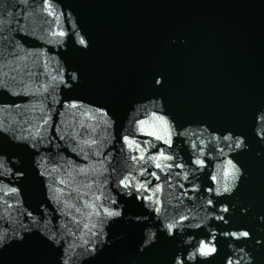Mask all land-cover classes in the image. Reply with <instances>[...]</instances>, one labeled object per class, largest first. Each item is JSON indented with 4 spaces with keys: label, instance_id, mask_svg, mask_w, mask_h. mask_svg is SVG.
Wrapping results in <instances>:
<instances>
[{
    "label": "water",
    "instance_id": "95a60500",
    "mask_svg": "<svg viewBox=\"0 0 264 264\" xmlns=\"http://www.w3.org/2000/svg\"><path fill=\"white\" fill-rule=\"evenodd\" d=\"M261 108L264 0H0V264H264Z\"/></svg>",
    "mask_w": 264,
    "mask_h": 264
},
{
    "label": "clouds",
    "instance_id": "9594fccd",
    "mask_svg": "<svg viewBox=\"0 0 264 264\" xmlns=\"http://www.w3.org/2000/svg\"><path fill=\"white\" fill-rule=\"evenodd\" d=\"M156 103L158 104L160 110L163 111L164 110V103H163L162 98L160 100H158ZM257 120L261 121V123L258 125L255 122V124L252 127V133L254 135H259L261 137L262 141H264V108H261L256 113L255 121H257ZM112 123L116 125V129H117L118 121L117 120H113ZM223 139L225 141H230L237 148L247 147V145L245 144V138L243 136H240V137L237 138L238 141H239L238 143L236 142V140L233 139V133H231V132H228L227 134H225ZM257 155L260 156V157H264V152H258ZM16 174L19 175V176H22L23 172L18 170ZM125 195L130 197V196H132V192L129 191ZM121 214H122V209H121V211H117V212L114 213V215H116V216H120ZM259 219L262 222H264V215L260 216ZM161 230L162 231H167V234L169 236L172 235L171 231L167 230V226L166 225ZM241 233H244V232H241ZM155 237H156V230L153 229L152 230V237L150 238L148 243H154L155 242ZM2 244H3V242L0 241V246H2ZM177 247H178V251H176L175 255L172 257L171 264H178V262H179V264H183V258H184V255H185V249L181 245H178ZM141 251H144V249L141 248ZM209 264H210V262H209ZM249 264H251L250 261H249Z\"/></svg>",
    "mask_w": 264,
    "mask_h": 264
},
{
    "label": "snow or ice",
    "instance_id": "6c2138e0",
    "mask_svg": "<svg viewBox=\"0 0 264 264\" xmlns=\"http://www.w3.org/2000/svg\"><path fill=\"white\" fill-rule=\"evenodd\" d=\"M80 43L83 44L84 41L81 40ZM240 235H241V236H247V233H246V232H244V233H240ZM213 251H214V249H212V248H206V249H203V252H204L205 255H208L209 253H211V252H213Z\"/></svg>",
    "mask_w": 264,
    "mask_h": 264
}]
</instances>
